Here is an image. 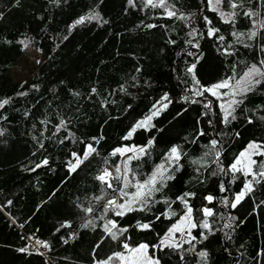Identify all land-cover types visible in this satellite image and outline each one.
I'll use <instances>...</instances> for the list:
<instances>
[{"label":"trees","instance_id":"1","mask_svg":"<svg viewBox=\"0 0 264 264\" xmlns=\"http://www.w3.org/2000/svg\"><path fill=\"white\" fill-rule=\"evenodd\" d=\"M237 2L243 7L235 10L240 15L231 24L210 10L207 0H169L176 12L171 19L162 18L163 8L145 7L144 0L133 5L128 0H0V101L10 100L0 108V264H97L123 251L125 241L157 246L184 215L177 199L184 193L194 194L187 202L197 227L177 243L191 240L195 248L186 251L188 243L180 249L151 247L160 264H264V179L257 176L260 182H253V190L232 208L224 200L234 201L248 176L219 171L228 169L250 142L264 145V82L237 97L243 103L233 113L236 119L225 124L219 99L195 95L186 71L196 64V78L204 86L230 77L235 84L264 60V27H254V21H264V0ZM222 7L232 11L228 0ZM249 10L258 17L244 16ZM95 14L98 19L70 27ZM209 27L219 29L216 36L207 35ZM250 31L257 35L249 39ZM234 33L245 35L238 39ZM21 41L36 45L44 60L25 82L15 83L9 72L23 55ZM165 94L171 102L163 101L167 107L151 126L124 139ZM149 139L154 141L149 155L131 166L146 177L176 145L182 152L180 170L170 168L174 178L146 210L122 217L105 213L113 193L95 177L123 162L119 154L110 155L115 149L144 146ZM211 139L219 142L218 164ZM86 144L97 152L70 173L72 153L83 157ZM209 195L212 202L205 199ZM89 207L92 213L85 212ZM204 207L214 213L207 218L211 231L199 226ZM170 212L176 215H162ZM108 220L127 229L119 241L105 233ZM144 223L150 229L139 227ZM228 223L232 227H224ZM28 236L46 243L48 260L29 250ZM200 251L208 253L204 260Z\"/></svg>","mask_w":264,"mask_h":264},{"label":"snow or ice","instance_id":"2","mask_svg":"<svg viewBox=\"0 0 264 264\" xmlns=\"http://www.w3.org/2000/svg\"><path fill=\"white\" fill-rule=\"evenodd\" d=\"M18 2V0H17ZM224 0H208V4L210 6V10L216 11L218 15L224 20L225 23H235V18L240 15L237 11L238 8L243 7V3H238L237 0H228L229 7L232 11H224L221 8ZM129 5H133V0H128ZM145 7L152 8H163L166 15L168 17H175L176 12L173 10V5L169 3V0H144ZM243 15L249 18L258 17V13L255 11H244ZM99 15H89L87 17H80L75 23L70 27H75L76 25L82 24L85 20L98 19ZM106 23V21H105ZM211 23V21H208ZM147 27H155V25H147ZM254 27H264V21H260L257 25L254 21ZM219 32V29L214 27H209L207 35L209 37L216 36ZM239 39L244 36V33H234ZM257 35L256 31H250L247 33L249 39L255 37ZM66 39V37H65ZM219 40L223 41L224 37L219 36ZM25 47L28 46L27 41H21ZM194 47H198V45H193ZM264 51V47L261 49ZM191 55V53H190ZM139 71V69H137ZM188 74H191L192 83L195 85V95H203L205 93H210L212 96L217 99L222 100L223 102L220 104V108L222 110V123L227 124L229 120H235L236 116L233 114L242 103V99H237L238 96H243L247 92L252 91L256 85L264 82V60L260 61L259 66L257 64H253L249 70L244 73V75L237 80L235 84H231L230 81L234 79V77H230L228 79L222 80L218 83H215L211 86H204L200 83V81L196 78V64H191L186 69ZM222 89H229V91L221 92ZM93 92L96 89H92ZM24 95V93H21ZM224 97H228L227 100H224ZM187 99V97H186ZM163 101H168V96L162 98L160 103V107L157 108L154 105V111L151 112L150 115L145 117L141 121H137L136 124L128 131L127 135L124 139H131L133 134L142 127L150 126L151 120L159 114L164 108L167 107V103H163ZM10 102L9 99H4L0 101V108H3ZM169 103L171 101H168ZM205 108H210V104H204ZM212 121H209L211 124ZM251 123V120H249ZM64 121H60V125H63ZM59 130V129H58ZM0 135H3V132L0 131ZM200 135H205L203 131L200 132ZM96 143H99V140L93 138ZM153 139H149L148 144L144 146H133V147H121L115 149L110 155L115 156L119 154L123 157V162L121 164L116 165L114 172L110 171L108 167H105L101 170L100 174L95 178L102 185H105L108 189L112 190L113 196L112 198L107 199L104 204V212L107 213L112 211L116 216L122 217L126 215L128 212L132 211H144L146 210L150 203H158L159 201H154V196L157 192H160L166 182L168 180L173 179L174 177L170 174V168L175 165V170H180L179 161L181 159V149L179 146H172L169 149L168 154L165 156V163L156 165L153 171L148 174L146 177H143V174L140 173L137 169L131 166L133 160H140L142 157L149 155L148 148L153 144ZM219 142L216 139H211L209 141L210 151L215 154L216 160L215 163H219L220 158V150L218 148ZM207 147V145H206ZM97 152V149L92 144H86L85 150L83 153V157L78 155L76 152L72 153L74 163L72 161L68 164L69 172H76L77 169L86 161L91 155ZM128 153H132L131 155H127ZM208 155V153H205ZM264 156V145L257 144L255 142L249 143L247 149L239 153L238 157L234 160V162L230 165L228 169H224L223 167L219 168L220 172L231 171L233 173V178H235V173L242 172L245 176H251L252 180L247 181L244 184V188L236 194L234 201H229L225 198L224 203L226 205H230L232 208H235L237 204L244 198V196L253 190V182L259 183L260 181L257 179L259 176L261 179H264V163L259 165L260 171L254 172L252 170L253 165L257 164V161L253 159V156ZM44 164H47L48 161L44 160ZM107 163V161H105ZM193 163H197L194 161ZM167 165V166H166ZM40 167V165H37ZM215 175V173H213ZM143 177V178H141ZM221 191H226L225 185L221 184ZM129 189H134V191H129ZM103 191V189H102ZM194 195L193 193H184L183 196L177 197L181 201V203L185 206L184 215L176 222L173 223L164 234V236L160 239V243L157 246H150L148 244L141 243L139 245H131L128 242H122L121 247L123 251H116L112 253V255L108 256L105 260H98L97 264H113V262H118V264H160L159 258H157L153 253H150L149 249L151 247L157 248H173L180 249L182 243L190 244V247L186 251H193L195 245H192L191 240H182L181 243H176L174 240L175 233L179 232L181 237L184 236L187 231L188 235H191V229L197 227L195 223L192 222V212L193 208L188 204L187 198ZM97 200L104 199V197H96ZM205 199L209 202H212L214 197L209 195L205 197ZM123 201V202H119ZM10 203V202H9ZM167 203V201H165ZM170 207V205H169ZM94 209L89 207L85 209L86 213H92ZM204 214L205 220L199 225L200 227L211 231L210 224L208 223L207 218L213 216V211L211 208L204 207L201 209ZM165 215V218L170 219L172 216H175V212H170ZM159 219V217H157ZM234 219V218H233ZM92 222L89 221L82 225V227H88ZM139 227L141 229H150L151 225L149 223L140 224ZM224 227L230 228L232 225L230 223L225 224ZM105 233L111 237L114 241H119L120 237L123 236L124 232L127 231L126 228H118L116 221L108 220L105 224ZM115 230V231H114ZM206 238V237H204ZM192 239H195L193 237ZM37 243H41L37 241ZM47 247V245H44ZM99 246V245H98ZM97 246V247H98ZM19 251H26V249H19ZM201 260H204L208 253L205 251H200L198 253ZM183 259V256L181 257Z\"/></svg>","mask_w":264,"mask_h":264},{"label":"rangeland","instance_id":"3","mask_svg":"<svg viewBox=\"0 0 264 264\" xmlns=\"http://www.w3.org/2000/svg\"><path fill=\"white\" fill-rule=\"evenodd\" d=\"M207 2H208V0H207ZM208 7L210 8L209 4H208ZM221 8L223 9L222 5H221ZM219 17H220V15H219ZM220 19L222 21H224L221 17H220ZM43 60H44V55L38 50L37 46L33 45V44H28L27 47H24L23 55L18 60L16 66L13 69H11L10 72H9V76H10L11 80L13 82H15V83H18V82L19 83H23V82H25L28 79V77L30 76L31 72L34 71L36 68H38L41 65V63L43 62ZM220 91L221 92L229 91V89H222ZM227 99H228V97H224V100H227ZM219 101H220V104L223 102L220 99H219ZM159 107L160 106H158L157 108H159ZM143 119H141V120H143ZM141 120H139V121H141ZM150 126H151V122H150ZM150 126L142 127V128H149ZM246 149H247V147L243 151H245ZM128 154L131 155L132 153H128ZM252 158L257 161V164L253 165L252 170L254 172H259L260 171L259 165L261 163H264V156H258L257 155V156H253ZM249 180H252L251 176H248L247 181H249ZM119 202H123V201H119ZM186 232H185V234H186ZM175 235H176V233H175ZM180 238H181V234L179 232H177V237L174 236L175 242L177 243V241H179Z\"/></svg>","mask_w":264,"mask_h":264},{"label":"built area","instance_id":"4","mask_svg":"<svg viewBox=\"0 0 264 264\" xmlns=\"http://www.w3.org/2000/svg\"><path fill=\"white\" fill-rule=\"evenodd\" d=\"M74 233L75 231L72 232V234ZM26 239L28 248L32 253L42 257L44 260H48L49 249L48 246H44L46 243L34 238L33 236H28ZM37 241H40L41 243H37Z\"/></svg>","mask_w":264,"mask_h":264},{"label":"water","instance_id":"5","mask_svg":"<svg viewBox=\"0 0 264 264\" xmlns=\"http://www.w3.org/2000/svg\"><path fill=\"white\" fill-rule=\"evenodd\" d=\"M162 18L171 19L172 17H168L166 14H163Z\"/></svg>","mask_w":264,"mask_h":264}]
</instances>
